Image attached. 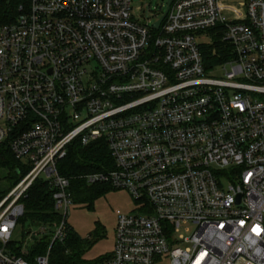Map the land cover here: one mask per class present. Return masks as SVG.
Instances as JSON below:
<instances>
[{
	"label": "built area",
	"instance_id": "1",
	"mask_svg": "<svg viewBox=\"0 0 264 264\" xmlns=\"http://www.w3.org/2000/svg\"><path fill=\"white\" fill-rule=\"evenodd\" d=\"M130 1L20 0L0 23V144L25 168L0 199V264H48L73 203L57 161L97 138L111 165L80 176L133 207L94 264H264V0H170L156 26ZM213 27L228 57L206 66ZM35 178L56 219L29 226L48 246L27 260L12 234Z\"/></svg>",
	"mask_w": 264,
	"mask_h": 264
},
{
	"label": "trees",
	"instance_id": "2",
	"mask_svg": "<svg viewBox=\"0 0 264 264\" xmlns=\"http://www.w3.org/2000/svg\"><path fill=\"white\" fill-rule=\"evenodd\" d=\"M20 0H0V23L9 21L16 13V6ZM209 39L200 42V50L206 66L228 57L225 51L227 43L220 38L219 27L209 29ZM111 165L106 142L97 138L86 144L77 139L72 140L67 147L65 156L57 161L56 167L60 174L69 177V190L72 202H85L88 206L90 199L107 190L106 184H87L80 176L88 171L104 169ZM0 168L6 172L0 178L6 181L0 186V199L23 175L25 168L11 152L7 144H0ZM23 212L18 221L23 224V238L16 247L18 254L31 260L35 255H41L48 246L47 236L39 239L29 235V226L37 222L56 219V211L52 205L50 190L46 180L35 178L21 197ZM67 233L62 242H53L49 249L48 264H94L98 259L88 261L83 253L90 245L87 237L79 236L67 223ZM21 250V251H20ZM101 258V257H100Z\"/></svg>",
	"mask_w": 264,
	"mask_h": 264
},
{
	"label": "rangeland",
	"instance_id": "3",
	"mask_svg": "<svg viewBox=\"0 0 264 264\" xmlns=\"http://www.w3.org/2000/svg\"><path fill=\"white\" fill-rule=\"evenodd\" d=\"M166 8V0H131L130 11L142 22H150L158 17ZM6 172L0 168V176ZM6 181L0 178V186ZM88 206L85 202H73L69 205L66 222L81 237H87L90 244L83 253V258L92 261L111 251L116 215L132 210L133 201L126 191L108 188L90 199ZM185 226H188L186 224ZM23 224L19 221L13 230L12 239L19 242L23 238ZM184 235L188 230L178 231Z\"/></svg>",
	"mask_w": 264,
	"mask_h": 264
},
{
	"label": "water",
	"instance_id": "4",
	"mask_svg": "<svg viewBox=\"0 0 264 264\" xmlns=\"http://www.w3.org/2000/svg\"><path fill=\"white\" fill-rule=\"evenodd\" d=\"M170 0H166V8H167V5L169 4ZM166 8L165 10L159 15V17L157 18V20H155L153 22V25L156 26L158 24V22L160 21V19L163 17V15L165 14L166 12Z\"/></svg>",
	"mask_w": 264,
	"mask_h": 264
}]
</instances>
